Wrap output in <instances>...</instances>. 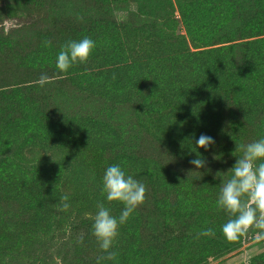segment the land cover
I'll list each match as a JSON object with an SVG mask.
<instances>
[{
	"label": "trees",
	"instance_id": "obj_1",
	"mask_svg": "<svg viewBox=\"0 0 264 264\" xmlns=\"http://www.w3.org/2000/svg\"><path fill=\"white\" fill-rule=\"evenodd\" d=\"M122 1L0 0V157L13 151L0 159V264H11L6 245H35L67 224L87 228L78 264L105 255L92 217L98 202L117 218L124 208L102 193L114 164L147 191L109 264H207L256 233L226 240L216 173L229 178L236 144L264 138V0H131L118 19ZM7 17L21 22L6 30ZM84 37L96 45L88 62L60 73L62 46ZM42 73L52 80L43 87ZM201 134L210 149L197 148ZM248 264H264V249Z\"/></svg>",
	"mask_w": 264,
	"mask_h": 264
},
{
	"label": "clouds",
	"instance_id": "obj_2",
	"mask_svg": "<svg viewBox=\"0 0 264 264\" xmlns=\"http://www.w3.org/2000/svg\"><path fill=\"white\" fill-rule=\"evenodd\" d=\"M46 44L51 46L50 41ZM95 46L89 37L78 41L69 40L57 55L56 68L60 73H67L74 65L86 64ZM51 82L46 73H42L37 81L41 87ZM195 144L197 148L208 150L215 144V140L207 134H201ZM235 150L241 154L235 155L237 159L228 170L231 176L225 179L222 171L216 173L217 179L221 180L216 206L229 217L222 225V232L230 243L239 241L253 230L258 240L264 239V138L247 144H236ZM52 159L56 161L53 155ZM190 163L195 166L194 170H199L206 167L207 161L196 151V158ZM102 183V193L106 195L107 201L120 202L124 208L117 218L103 202L97 203V211L92 217L93 235L105 253L97 257V264L104 259H116L118 253L112 249L119 236V228L145 203L147 191L143 183L126 174L119 164L107 167ZM68 199L67 195L60 197L62 210L66 211L70 207ZM214 234V230L208 228L199 235Z\"/></svg>",
	"mask_w": 264,
	"mask_h": 264
},
{
	"label": "rangeland",
	"instance_id": "obj_3",
	"mask_svg": "<svg viewBox=\"0 0 264 264\" xmlns=\"http://www.w3.org/2000/svg\"><path fill=\"white\" fill-rule=\"evenodd\" d=\"M118 5L123 7V9L121 8V10L116 11L117 14L116 16L118 19L125 18L128 9H132V10L136 9V4L131 0H128L127 2L126 0H123ZM13 17H7L3 19L2 24L6 28V30H9L13 26L17 27L18 24L21 22V19H19L18 17L17 18H13ZM179 20H180L179 31L182 34H186L184 25L181 22V19ZM116 117H118V122L123 125H125L126 122H128L130 125L132 123L131 110H127V109L119 110L118 115ZM142 142L147 144V148L148 150H151V152L158 151L156 149L157 143L153 139L151 140L148 137ZM12 154L13 151L1 157L11 156ZM86 232H87V228L84 226H80L79 229V228H73L71 225L67 224V226H65L61 231L58 232V230H54V232L50 234L48 237L42 238L37 242H35L36 243L35 245L31 244L29 246H25V245L10 246L9 244L5 246L6 249L2 252L6 255V259L10 261L11 264H16L15 262H19V264H33L38 262L37 264H41V262L45 261L44 259L45 254H46V259H49L54 264H78L75 260V258L76 259L78 258L77 257L78 254L76 255L74 249H77L76 247L77 243L81 241V239L86 234ZM263 249H264V239L258 240L256 238V233H254L246 238V240L244 241L243 245L240 248L226 254L225 256L218 258H210L207 264H239V263L248 264L250 258L253 255L261 252ZM80 257L84 261V264H97L96 258L94 260H88L85 259L83 256ZM100 264H109V260L104 259L100 262ZM115 264H122V262L119 260Z\"/></svg>",
	"mask_w": 264,
	"mask_h": 264
}]
</instances>
